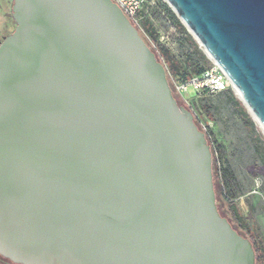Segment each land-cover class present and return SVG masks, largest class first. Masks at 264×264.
<instances>
[{
  "label": "water",
  "instance_id": "95a60500",
  "mask_svg": "<svg viewBox=\"0 0 264 264\" xmlns=\"http://www.w3.org/2000/svg\"><path fill=\"white\" fill-rule=\"evenodd\" d=\"M264 133V0H166ZM0 44V256L15 264H255L212 151L112 0H14Z\"/></svg>",
  "mask_w": 264,
  "mask_h": 264
},
{
  "label": "rangeland",
  "instance_id": "374dc122",
  "mask_svg": "<svg viewBox=\"0 0 264 264\" xmlns=\"http://www.w3.org/2000/svg\"><path fill=\"white\" fill-rule=\"evenodd\" d=\"M163 1L166 2V0ZM13 2L14 0H0V44L6 36L14 31L16 27V22L12 16ZM154 7V4L148 3V5L144 8V15L158 33V44L169 51L170 55L182 65L183 74L187 73L189 76L194 74L185 63V54L188 43L186 41V35L179 32L173 26V24L165 21L163 19V15L156 14ZM187 31L193 36L199 45V48L205 54L208 61L207 66L214 65L216 62L205 51V48L198 42L196 37L192 34V32H190L188 28ZM149 42L151 47L155 50L156 42H153L152 40H149ZM154 52L157 51L155 50ZM183 74L172 78L169 77L167 72L168 81L173 91V95L179 105L185 107L193 113L196 124L201 131L205 132V127L211 125V121H209L205 115L201 104L205 99L216 101L217 92L201 94L190 89L181 95L177 92L175 84L178 81L183 80ZM230 86L234 89L236 95L241 99L232 83ZM231 116H233L232 111H229V113L223 112L222 118L220 117V123L215 122V124H212V129L215 132L217 142L221 143L223 149L222 153L219 151L220 161L224 163L230 162L238 173V177L242 182L241 188L245 190V192L240 194L237 198L238 206L241 212L248 218L250 223L256 222L257 228L264 239V162L256 148V143H259L258 136L255 131L251 130L250 133L249 130L242 128L238 124L236 125L234 123L233 125V121L229 120L228 118ZM256 125L258 127L257 133L260 132L264 136V133L257 122ZM205 135L212 151V168L216 189L217 207L225 211L226 208L223 196L216 186V181L218 180V168L214 167V161L218 164L217 152H215V147H213L211 140L207 136V133H205Z\"/></svg>",
  "mask_w": 264,
  "mask_h": 264
},
{
  "label": "trees",
  "instance_id": "16d2710c",
  "mask_svg": "<svg viewBox=\"0 0 264 264\" xmlns=\"http://www.w3.org/2000/svg\"><path fill=\"white\" fill-rule=\"evenodd\" d=\"M154 10L158 15H163V19L171 24L181 33L186 35L187 43V51L185 54V63L192 70L194 74L190 75L182 73V65L176 61L161 45L158 44V33L154 26L150 23V21L145 18V15L142 17V24L148 36L145 37L143 34L142 37L145 39L149 47L155 52L159 60L164 63L166 67V71L168 72L169 77L175 78L180 74H183V80L178 81H186L190 77L194 75L201 74L210 66H207L208 61L206 59L205 54L199 48V45L193 38V36L188 33L186 26L178 17V15L174 12V10L163 0H154ZM149 40L156 42L155 50L151 47ZM198 93V92H197ZM201 94H209L210 92L207 90L199 92ZM202 109L211 121V125L206 127V133L213 147H215V152H217V160L218 164L214 161V167L217 169L218 180L216 181V186L218 187L221 195L223 196L225 211L221 210L218 207L219 213L228 219L231 223L232 227L241 235L248 238L251 242L254 251H255V264H264V239L259 232L256 222L250 223L248 218L241 212L237 198L240 194L245 192L242 189V182L238 177V173L231 165L230 162H221L219 151L222 153V145L217 142L216 135L214 130L212 129L215 122L220 123V117L222 118L223 112L232 111L233 116L228 117L229 120L242 128L249 130L251 133L255 131L258 136V142L256 143L257 152L261 156V159L264 162V136L262 133L258 132V127L256 125L255 120L253 119L251 113L247 109L244 102L236 95L234 89L229 86L226 89H223L216 94V101H212L211 99H205L202 104ZM222 157V154H221ZM213 169V168H212ZM214 182V177H213ZM215 189V183H214ZM216 194V189H215ZM0 264H15L10 260L3 258L0 256Z\"/></svg>",
  "mask_w": 264,
  "mask_h": 264
},
{
  "label": "built area",
  "instance_id": "2783aa9c",
  "mask_svg": "<svg viewBox=\"0 0 264 264\" xmlns=\"http://www.w3.org/2000/svg\"><path fill=\"white\" fill-rule=\"evenodd\" d=\"M124 12L131 24L137 28L140 34L148 38L142 24L144 8L148 3L154 4V0H112ZM142 36V35H141ZM231 84L223 69L215 63L204 72L190 77L186 81L177 82L175 88L178 93L183 95L188 90L192 89L195 92L207 90L209 92H219L226 89ZM206 133V127L205 132Z\"/></svg>",
  "mask_w": 264,
  "mask_h": 264
}]
</instances>
